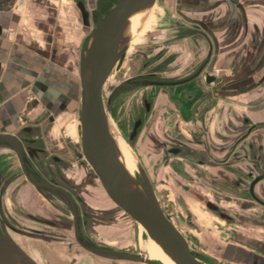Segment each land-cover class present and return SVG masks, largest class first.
<instances>
[{
  "label": "flooded vegetation",
  "instance_id": "1",
  "mask_svg": "<svg viewBox=\"0 0 264 264\" xmlns=\"http://www.w3.org/2000/svg\"><path fill=\"white\" fill-rule=\"evenodd\" d=\"M76 1L77 0H64L69 16V27L66 29L69 34L67 35V43H65V47L57 50L53 34L46 33L44 35V41L52 44L51 49L49 50V60L52 62V65H58L61 67V70L64 71L58 72V76L53 77V81L47 84L44 98L41 100L36 99L40 102V104H42L41 115L37 116L39 115L37 114L32 123L24 124L22 126H32L38 128L35 133L28 135V137L35 139L36 142L33 144L42 148L45 153L38 160V164L32 161L30 162V169H33L39 176L46 179L48 182L64 189L75 199L80 216L79 230L84 238L101 247L115 249L102 242V238L96 229V220L93 213L84 200L82 194L76 190L77 187L81 186V184L78 185L72 183L67 176L68 170L73 168H82L86 165L81 162L83 157L80 142H64L68 151L67 154H64L55 148V144H52L51 142H44L42 137L39 135L44 126L45 128L46 125L48 126L47 128H53L55 124L52 123L56 120V118H58V116L67 117L68 110L71 111V108H69L71 99H73L71 94L73 92L76 78L79 79V70L75 67V63L77 61L73 59V53L76 51V42L78 41L77 34L79 31L82 32L83 30L81 12L76 4ZM93 1L96 3V0ZM108 1L113 0H103V3ZM80 2L83 3L89 13L93 10V8H89V3L92 2V0H80ZM231 3L235 6L236 10L233 13L230 26L233 27L238 21V23L241 24L240 26H243L244 37H246L248 22L244 17V7L238 2V0H231ZM219 4L220 2L218 1L210 3L208 0H175L177 11L181 13V16L184 18L186 17L185 13L194 15L202 12L209 14V12L212 9L217 8ZM69 8H71V10ZM187 18L193 20L192 23L194 26H190V29L185 32V35L194 41L197 39L202 41V47L204 49L203 55L199 60H196L195 56L188 58L186 61L184 60L186 63H184L180 69L175 70L181 71L171 78L165 76L163 74L164 70L159 67H155L151 71H142L141 73H137L126 78L140 77L141 79L154 81H178L172 85H134L126 83L134 86L163 87L157 91L153 101L148 100L146 97L143 98L141 111L147 115L145 117H137L133 120L131 129L128 132V141L132 142L131 140H134L137 137L138 130L142 125L150 124L154 126V130L157 132L159 138L151 139L150 142H157L159 146H162V152L164 155L175 156L183 166H187L189 174L193 177V182L197 184V187L204 186L205 188H209L215 194H218L222 200L218 205L207 198V194L205 192L195 190L194 194L200 200H203L204 204L207 201L213 202L219 206L223 213L228 214L229 217L227 219H224V217L222 219L226 221L229 220L231 222L233 217L237 219L238 216L236 214L229 215L227 211V203L233 202V206H236L237 209L240 208L241 210H247L248 208L245 207L247 204L243 202V197H246L249 201L252 199V201H255V203L263 207V210L254 208V210L258 212L254 215H257V217L264 220V200L261 199L254 190V185L260 179V176L254 177L248 183H245L241 178L236 177L229 187L225 182L212 179L205 161V154L195 155L194 151L195 147L201 148L204 152L208 151V146L211 141L206 137L205 128H203V131L200 133H195L193 130L195 121H203L206 116L205 114L216 105L217 100L221 95L228 96L229 94L236 95L253 92L259 94L253 103L255 105L259 103V97L264 99V51L257 53V58L251 62L248 68L245 66V68L238 71L236 77L232 74L233 77L229 78L225 72V64L222 60L215 59L214 54L217 53V50L221 46L220 38H223L226 41L229 37H234L235 30L232 31L233 34H230V36L227 35V32L222 34L221 37L217 35L215 36L214 31L220 23H223L224 21H218L215 23L214 21H206L196 16H187ZM208 18H210V16H208ZM199 46L200 47L198 49H201L200 43ZM194 50L195 49L193 48V54ZM142 56H144L142 67L147 68L151 61L144 53H142ZM76 70H78L77 74ZM208 77L212 78L208 79ZM69 93L71 94L69 95ZM115 93L116 90L114 94ZM231 95L229 98H232ZM156 103L160 104L159 107ZM137 119L140 120V123L137 127L136 134L131 140H129L133 125ZM245 121L246 119L243 116L234 117L232 122H227L226 126L223 127H225L227 134L229 133L228 136H234L237 132H239V127L236 123L240 126ZM261 125L262 123H254L249 128L251 130ZM220 135L221 136L218 140H222L223 142L226 139L227 141L230 140L226 138V134L225 136L222 134ZM238 139L239 138L236 139L237 142ZM166 142L170 143L167 145ZM230 142L236 141L231 139ZM78 153H81V157H77ZM52 157H56V159H51ZM13 169H15L16 172H14ZM184 170H186L185 167ZM15 175L21 177L23 181H25L23 185H30L33 192L41 196L25 178L16 154L8 147L0 146V233L6 232L9 234V232H11L14 237V241L25 251H27L26 249L30 246L41 250L43 243L53 246L56 245L59 248H65L64 251H66L70 257L69 260L66 255L64 259L65 262H68V264L79 263L80 260L76 251L77 249H81L83 251L85 250L81 248L75 240L73 217L67 204L58 196L53 194L49 195L50 200L41 196L52 207H55L60 214L66 216V219L43 213L35 207H28L23 200V196L21 197L19 195L21 186L17 188L16 184L9 190V183L14 181L13 178ZM232 197H236V199L232 200ZM8 200L9 203H7ZM80 200H82V203ZM56 201L62 204L63 209L67 213H63L60 210L62 207L58 208ZM223 202H225V204ZM15 208H17L16 211H14ZM83 209H85L91 216L92 228L95 231L96 237L90 234L84 223L82 215ZM26 213L35 217L52 220L56 223V225L34 220L28 217ZM260 224L258 229L253 228V239L250 240V243L248 241L247 243L250 245L252 244V249H254L256 253L261 254L263 259L264 221ZM66 232L71 234L70 238L67 236ZM239 236L240 235L236 234L235 237L238 238ZM118 251L124 252L122 250ZM135 255H140V253H135ZM261 255L259 257H261Z\"/></svg>",
  "mask_w": 264,
  "mask_h": 264
},
{
  "label": "rangeland",
  "instance_id": "2",
  "mask_svg": "<svg viewBox=\"0 0 264 264\" xmlns=\"http://www.w3.org/2000/svg\"><path fill=\"white\" fill-rule=\"evenodd\" d=\"M94 6L95 1L92 0L89 3V8H94ZM69 9L71 10V8ZM216 10V14H218L219 8ZM221 11H225V8H222ZM221 11L219 10V12ZM216 14L212 13L211 16V13L199 12L194 15L185 13L186 17L184 18L177 11L175 0H156L147 18L141 20L138 16L131 21L128 47L106 79L102 88V96L103 101L106 102L112 87L119 85L112 103L106 109L109 124L115 129L133 156L132 174L138 177V167L143 168L153 186L162 210L184 235L190 250L201 253L207 264H263L264 258L262 259L258 254L247 253L236 245L229 243L237 239L235 238L236 234L241 237L242 230L249 232V228H251L250 231H253L251 227L253 225L252 218L257 217L254 214L258 213L254 208L263 210L262 206L252 201V199L249 203H246L247 210L234 209L236 206H233V202L227 203L229 215L236 214L238 218L233 217L231 222L223 220L215 212L209 210L204 201L200 200L194 192L195 190L205 192L207 198L218 205L222 201L219 195L204 186L197 187V184L193 182V177L189 174L187 166H183L175 156L164 155L162 146H159L157 142H150L151 139L159 138L154 126L150 124L142 125L138 130L137 137L131 140L130 143L128 141V132L131 129L133 120L147 115L141 111L143 98L146 97L148 100L153 101L157 91L163 87L134 86L121 83L131 75L142 71H151L155 67L163 69V74L171 78L181 71L175 70L180 69L186 63L184 60L186 61L193 56L196 60H199L204 52L202 41L198 39L194 41L186 37L185 32L190 29V26H194L193 20L188 19L187 16H196L213 22V16ZM215 22H218V20ZM90 28L91 26L83 28L82 32L79 31L77 34L76 51L73 53V59L77 61V64L74 61L76 69L79 67V51L82 42ZM199 43L201 49H198L200 47ZM193 48L195 49L194 54ZM142 53L147 55V58L151 61L147 68L142 67L144 60ZM79 88V79L76 78L73 92L72 94L69 93L73 96V99L69 104L71 111L68 110V116H58L57 121L54 120L52 123L55 124L54 127L52 126L53 128H47L48 126L45 124L46 128L44 126L39 134L44 142L55 144L57 146L55 148L64 154L68 152L64 142H80ZM169 143L166 142L167 145ZM184 167L186 170H184ZM13 170L16 172L15 169ZM67 176L72 183L81 184L76 190L82 194L90 207L96 220V229L104 244L132 254L142 253L144 256L155 259L150 255L149 239L145 229L113 203L89 165L68 170ZM13 179L14 181L10 182L9 185L14 186L17 184V188L23 186L25 182L17 175ZM22 191L24 192V201H27V199L37 201L36 209L66 219V216L60 214L55 207H52L35 192L30 191L27 187L22 188ZM46 199L50 200V197L47 196ZM231 199L235 200L236 197ZM7 203H9V200ZM223 203L225 204V202ZM56 204L58 208L62 207V204L58 201H56ZM16 210L17 208L14 209V211ZM60 210L67 213L63 207ZM248 216L253 217L249 219ZM245 217L247 219H244ZM243 223L247 226H243ZM254 227L258 229L257 226ZM9 234L14 240L12 233L9 232ZM66 234L69 238L71 237L69 232H66ZM246 240L250 243L251 238ZM76 253L80 260L77 264H142L102 258L81 249H77ZM62 255L63 258L66 255L68 256L67 259L70 258L66 251H63ZM63 263H66L64 259Z\"/></svg>",
  "mask_w": 264,
  "mask_h": 264
},
{
  "label": "crops",
  "instance_id": "3",
  "mask_svg": "<svg viewBox=\"0 0 264 264\" xmlns=\"http://www.w3.org/2000/svg\"><path fill=\"white\" fill-rule=\"evenodd\" d=\"M45 1L0 0V133L15 134L22 125L32 123L34 117L42 113V104L37 100L44 98L46 86L53 81L52 78L57 77L58 72L64 71L58 65H52L49 60L52 44L44 41V35L53 34L57 50L65 47L69 34L66 30L69 27L68 9L64 0ZM208 1L220 2L217 8L209 12L211 16L212 13L216 14V9L221 11L225 8V11L218 10V14L213 16L214 22L224 21L214 31V35L221 37L227 32L230 36L235 30V36L226 41L219 37L221 46L214 58L223 61L227 77H236L238 71L245 66L248 68L257 58V53L264 51V0H238L244 7V17L248 22L246 37L244 28L238 21L233 27L230 26L236 10L231 0ZM230 95L219 96L216 105L205 114L203 121H195L194 132L200 133L205 128L206 137L211 141L206 152L195 147V155L205 154L211 178L225 182L228 187L236 177L248 183L254 177L260 176L254 190L264 200V99L259 97V103L255 105L253 103L259 94L242 93L229 98ZM159 105L157 104L158 107ZM239 116H243L246 121L240 126L236 123L239 132L228 136L229 133L227 134L223 126ZM254 123L262 125L250 130L249 127ZM220 134H226V138L230 140H218ZM231 139L236 142H230ZM8 187L10 190L13 186ZM24 187L33 191L30 185L25 184L19 190L21 197L24 196ZM24 202L30 208L38 204L37 201L29 199ZM243 202L249 203V200L243 197ZM251 217L253 216L247 218ZM263 221L254 216L252 229L254 226L260 227ZM242 225L245 226L244 223ZM250 229L249 232L242 230V236L235 237L237 239L229 243L247 253L258 254L246 240L253 239L254 232ZM26 250L38 264H67L63 263L64 249L56 245L43 243L41 250L31 246Z\"/></svg>",
  "mask_w": 264,
  "mask_h": 264
},
{
  "label": "water",
  "instance_id": "4",
  "mask_svg": "<svg viewBox=\"0 0 264 264\" xmlns=\"http://www.w3.org/2000/svg\"><path fill=\"white\" fill-rule=\"evenodd\" d=\"M156 0H113L103 3L96 0L93 10L89 11L80 0L76 1L83 28H90L79 51V108L80 144L83 160L89 165L99 180L106 194L125 214L140 224L162 251L175 264H207L201 253L191 251L189 244L177 226L166 216L155 195L153 186L143 168L138 167V177L130 174L125 168L116 144L108 127L106 109L110 106L112 96L118 86L113 87L106 102H103L102 86L111 73L114 65L128 47L131 35L130 18L141 13L147 18ZM1 69V61H0ZM132 77L121 84L134 85H172L178 81H154ZM212 77H208L211 79ZM140 120L133 125L129 140L135 134ZM37 127L22 126L15 134L0 133V146L11 149L17 156L27 181L44 198L53 194L58 196L69 207L74 226L75 240L85 251L102 258L128 260L142 264H162L144 254L135 255L115 249L101 247L84 238L79 230V209L75 199L61 187L48 182L30 169V162L38 164L45 153L35 146V139L28 135L37 131ZM23 142V143H22ZM130 143V141H129ZM81 157V153L77 154ZM51 159H56L52 157ZM82 203V200H80ZM206 207L215 212L219 218L227 219L219 206L207 201ZM28 217L56 225L52 220ZM84 223L92 236L90 214L82 210ZM0 264H38V262L21 248L8 233H0Z\"/></svg>",
  "mask_w": 264,
  "mask_h": 264
},
{
  "label": "bare ground",
  "instance_id": "5",
  "mask_svg": "<svg viewBox=\"0 0 264 264\" xmlns=\"http://www.w3.org/2000/svg\"><path fill=\"white\" fill-rule=\"evenodd\" d=\"M140 17L141 20L143 17V15L141 13H138L134 16H132L130 18V24H131V21L136 18V17ZM106 81V80H105ZM105 83V82H104ZM103 83V85H104ZM103 88V86H102ZM103 97V96H102ZM104 102V101H103ZM107 120H108V117H107ZM108 127H109V131L111 133V136L116 144V147H117V151L119 153V157L121 158L125 168L127 169V171L132 174V170H133V156L131 154V152L128 150L127 146L123 143V140L118 136L117 132L115 131L114 128H112L109 124V120H108ZM133 175V174H132ZM147 234V233H146ZM10 235V234H9ZM148 236V235H147ZM11 237V235H10ZM12 238V237H11ZM13 239V238H12ZM148 239H149V246H150V255L157 259H152L150 257V259L152 260H155L157 262H160L162 264H175L163 251L162 249L151 239L149 238L148 236ZM147 257V256H145Z\"/></svg>",
  "mask_w": 264,
  "mask_h": 264
}]
</instances>
